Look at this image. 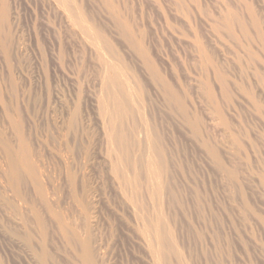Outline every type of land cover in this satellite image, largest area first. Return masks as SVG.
<instances>
[{
    "label": "rangeland",
    "instance_id": "rangeland-1",
    "mask_svg": "<svg viewBox=\"0 0 264 264\" xmlns=\"http://www.w3.org/2000/svg\"><path fill=\"white\" fill-rule=\"evenodd\" d=\"M0 264H264V0H0Z\"/></svg>",
    "mask_w": 264,
    "mask_h": 264
},
{
    "label": "bare ground",
    "instance_id": "bare-ground-1",
    "mask_svg": "<svg viewBox=\"0 0 264 264\" xmlns=\"http://www.w3.org/2000/svg\"><path fill=\"white\" fill-rule=\"evenodd\" d=\"M151 166V165H150ZM151 168V167H150ZM155 178V177H154ZM154 180V179H153ZM159 241V240H158ZM159 243V242H158ZM158 249H159V247H158ZM160 250V249H159ZM160 253H161V250H160ZM159 254V253H158ZM159 256V255H158ZM162 256V255H161Z\"/></svg>",
    "mask_w": 264,
    "mask_h": 264
}]
</instances>
